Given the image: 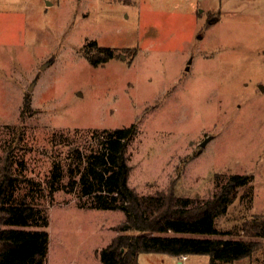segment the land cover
I'll return each instance as SVG.
<instances>
[{"label": "rangeland", "instance_id": "rangeland-1", "mask_svg": "<svg viewBox=\"0 0 264 264\" xmlns=\"http://www.w3.org/2000/svg\"><path fill=\"white\" fill-rule=\"evenodd\" d=\"M91 42L113 56L93 66ZM134 125L128 184L139 196L205 201L230 176L252 177L240 196L253 203L238 198L217 227L260 244L235 264H264V238L242 231L264 219V0H0V168L8 157L22 183L38 184L60 162L63 186L72 149H90L95 130ZM89 203L79 188L46 200V264H103L98 252L126 218Z\"/></svg>", "mask_w": 264, "mask_h": 264}, {"label": "trees", "instance_id": "trees-1", "mask_svg": "<svg viewBox=\"0 0 264 264\" xmlns=\"http://www.w3.org/2000/svg\"><path fill=\"white\" fill-rule=\"evenodd\" d=\"M84 52L95 67L113 56L112 50L96 42L89 43ZM135 133V125L93 131L94 145L90 149L70 151L69 182L63 186L60 162L54 164L44 183L27 180L25 184L14 172L13 162L5 157L0 168V264H46L50 246L46 200L53 202L57 192L64 189L74 193L78 188L82 197L89 198L90 209L120 211L126 218L119 226L121 234L98 252L103 264H140V256L146 254L209 256L211 264H235L256 256L259 243L221 238L231 232L217 227V220L238 198L248 200V207L253 203V193L240 196L241 190L249 188L252 177L230 176L221 191L205 201L180 198L174 193L139 196L128 184L126 155ZM224 178L216 175L217 184ZM242 231L264 238V219L254 218Z\"/></svg>", "mask_w": 264, "mask_h": 264}, {"label": "water", "instance_id": "water-1", "mask_svg": "<svg viewBox=\"0 0 264 264\" xmlns=\"http://www.w3.org/2000/svg\"><path fill=\"white\" fill-rule=\"evenodd\" d=\"M48 66H49V63H46L43 67H42V71H45L47 68H48ZM36 85V84H35ZM35 85L32 87V88H30V91L32 92L33 91V89H34V87H35ZM212 140V138H207L202 144H201V148H206V146L209 144V142Z\"/></svg>", "mask_w": 264, "mask_h": 264}, {"label": "crops", "instance_id": "crops-1", "mask_svg": "<svg viewBox=\"0 0 264 264\" xmlns=\"http://www.w3.org/2000/svg\"><path fill=\"white\" fill-rule=\"evenodd\" d=\"M258 2H256V3H250V6H254V5H256ZM142 256H140V258H141ZM190 258V257H189ZM189 258H187V260H183L182 258H177L178 259V261H180L179 263L180 264H184V262H186V261H189ZM140 261H141V259H140Z\"/></svg>", "mask_w": 264, "mask_h": 264}, {"label": "built area", "instance_id": "built-area-1", "mask_svg": "<svg viewBox=\"0 0 264 264\" xmlns=\"http://www.w3.org/2000/svg\"><path fill=\"white\" fill-rule=\"evenodd\" d=\"M183 260H187V257H181Z\"/></svg>", "mask_w": 264, "mask_h": 264}]
</instances>
